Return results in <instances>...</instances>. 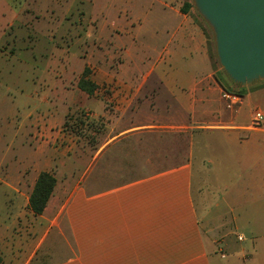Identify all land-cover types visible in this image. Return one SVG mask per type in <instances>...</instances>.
I'll return each mask as SVG.
<instances>
[{"label":"crops","instance_id":"obj_1","mask_svg":"<svg viewBox=\"0 0 264 264\" xmlns=\"http://www.w3.org/2000/svg\"><path fill=\"white\" fill-rule=\"evenodd\" d=\"M132 1L124 33L114 28L128 41L87 45L85 63L67 78L74 97L63 111L21 118L30 136L23 169L15 180L5 165L0 178L1 264H264V123L251 128L264 86L225 97L204 25L193 8L182 11L191 0ZM146 38L150 57L139 58ZM86 68L93 95L79 88ZM78 110L102 121L93 144L66 127ZM172 130L192 137L186 156L127 179L142 134ZM43 172L57 184L36 215L30 197ZM210 182L228 185L218 193Z\"/></svg>","mask_w":264,"mask_h":264},{"label":"rangeland","instance_id":"obj_2","mask_svg":"<svg viewBox=\"0 0 264 264\" xmlns=\"http://www.w3.org/2000/svg\"><path fill=\"white\" fill-rule=\"evenodd\" d=\"M133 7L132 0H0V178H7L5 165L15 180L23 169L17 162L21 160L22 145L30 136L21 118L29 115L34 120L48 111H63L74 97L66 89L70 81L67 78L73 76L71 70L77 71L85 63L82 57L86 56L87 45L97 40L106 45L118 40L127 42L129 36L119 39L114 28L120 34L135 12ZM192 12L209 35L210 53L222 83L236 94L264 86V81L242 87L230 80L219 64L212 30L195 8ZM137 46L140 49L134 53L139 58L149 54L148 38L140 39ZM145 61L139 65L137 75L145 74L149 66V61ZM45 98L49 99L46 104ZM11 106L18 111V117L8 116ZM86 114L84 110L72 112L68 126L80 142L93 144L97 138L94 132L101 133L102 121H89ZM191 138L175 130L142 134L140 162L128 161L125 177L133 180L172 168L186 156ZM224 183L210 182L209 188L219 193L228 185ZM221 248L225 249V245ZM59 259L64 258H54Z\"/></svg>","mask_w":264,"mask_h":264},{"label":"water","instance_id":"obj_3","mask_svg":"<svg viewBox=\"0 0 264 264\" xmlns=\"http://www.w3.org/2000/svg\"><path fill=\"white\" fill-rule=\"evenodd\" d=\"M213 32L216 55L236 85L264 81V0H193Z\"/></svg>","mask_w":264,"mask_h":264},{"label":"trees","instance_id":"obj_4","mask_svg":"<svg viewBox=\"0 0 264 264\" xmlns=\"http://www.w3.org/2000/svg\"><path fill=\"white\" fill-rule=\"evenodd\" d=\"M192 8H195L193 3H186L182 11L184 13H188ZM197 15L201 18L199 14ZM90 74V70L86 68L80 79L79 88L89 95H93L97 90V86L89 79ZM223 87L226 92L232 93L226 86L223 85ZM237 95L244 96V94L241 92ZM67 126L68 125L66 124V127ZM56 184L57 180L52 174L47 172H43L40 174L33 193L30 197V208L36 215H42L44 213L48 202L55 190ZM1 262L2 259L0 257V264Z\"/></svg>","mask_w":264,"mask_h":264},{"label":"built area","instance_id":"obj_5","mask_svg":"<svg viewBox=\"0 0 264 264\" xmlns=\"http://www.w3.org/2000/svg\"><path fill=\"white\" fill-rule=\"evenodd\" d=\"M109 92V88L107 87H103L101 90H99V95H107ZM227 94L225 95V97L230 98V95L232 93L226 92ZM235 95V94H234ZM264 123V111L262 110H256L253 116V120L251 123V128L252 129H259L263 126ZM63 139V138H62ZM242 240V238H240Z\"/></svg>","mask_w":264,"mask_h":264}]
</instances>
